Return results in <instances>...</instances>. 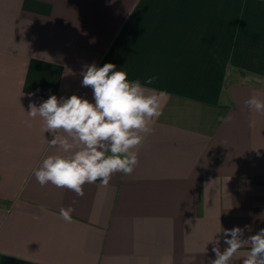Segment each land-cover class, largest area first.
<instances>
[{"label":"crops","instance_id":"crops-1","mask_svg":"<svg viewBox=\"0 0 264 264\" xmlns=\"http://www.w3.org/2000/svg\"><path fill=\"white\" fill-rule=\"evenodd\" d=\"M93 63L165 95L132 174L81 197L36 180L57 150L28 112L50 95L94 103ZM253 95L264 100V0H0V264H212L222 229H264Z\"/></svg>","mask_w":264,"mask_h":264},{"label":"clouds","instance_id":"clouds-1","mask_svg":"<svg viewBox=\"0 0 264 264\" xmlns=\"http://www.w3.org/2000/svg\"><path fill=\"white\" fill-rule=\"evenodd\" d=\"M82 86L91 87L94 103L78 95L60 98L50 95L39 107L30 104L28 116H39L43 121L48 147L57 154L43 159L33 175L43 187L51 183L66 188L77 196L84 195L85 184L99 180L107 186L113 174L130 175L138 164L137 148L144 140L142 133H151L149 125L162 115L161 100L165 92L146 88L140 80L130 81L125 71L117 70L113 63L97 67L86 66L82 73ZM154 77L144 83L152 84ZM245 105L257 113H264V100L253 95ZM230 120L231 117H228ZM218 120L226 122L224 116ZM28 127L31 124L28 123ZM255 122H250V127ZM63 132L66 135H60ZM72 207L60 208L59 215L71 222ZM244 228L222 229L224 244L219 239L210 242L215 259L212 264H230L236 253L245 245L250 246L242 264H264V229L245 238ZM230 237V238H229Z\"/></svg>","mask_w":264,"mask_h":264}]
</instances>
